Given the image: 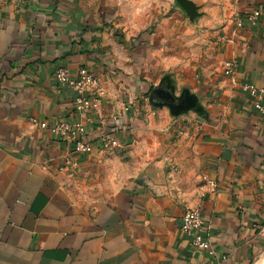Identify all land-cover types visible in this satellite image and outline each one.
Returning <instances> with one entry per match:
<instances>
[{"label":"crops","instance_id":"0c3cea01","mask_svg":"<svg viewBox=\"0 0 264 264\" xmlns=\"http://www.w3.org/2000/svg\"><path fill=\"white\" fill-rule=\"evenodd\" d=\"M231 3L217 48L232 110L183 133L192 144L169 145L164 121L141 128L153 111L103 65L117 44L100 6L0 1V264H264V117L240 90L264 85V0ZM253 10L257 24L235 30V16ZM58 66L95 74L103 91L87 155L39 127L78 119ZM105 133L122 155L100 151ZM186 207L200 209L204 251L180 229Z\"/></svg>","mask_w":264,"mask_h":264},{"label":"rangeland","instance_id":"374dc122","mask_svg":"<svg viewBox=\"0 0 264 264\" xmlns=\"http://www.w3.org/2000/svg\"><path fill=\"white\" fill-rule=\"evenodd\" d=\"M86 1L91 6H100L102 18L108 20L109 43L117 44L116 50L113 47L115 52L111 50L113 54L107 56L110 58L103 59V65L109 66V73L125 77L130 84L125 88L130 90L132 86L131 94L141 95L153 111L150 119L144 117L141 128H160L156 121L162 120L169 145H189L193 143V135L182 137L183 133L204 130L221 114L231 112L230 101L221 88L225 77L219 72L221 57L217 48L219 32L232 10L231 0H191L198 12L193 20L175 0ZM166 75L172 79L177 96L187 88L198 97L200 113L190 111L173 117L167 108L149 104L148 90ZM171 132H177L178 136ZM112 149L103 153L117 150ZM121 150L117 155L124 153ZM169 168L175 174L179 172L175 166Z\"/></svg>","mask_w":264,"mask_h":264},{"label":"built area","instance_id":"2783aa9c","mask_svg":"<svg viewBox=\"0 0 264 264\" xmlns=\"http://www.w3.org/2000/svg\"><path fill=\"white\" fill-rule=\"evenodd\" d=\"M259 15L260 10H253L244 18L236 15L234 18V29L240 30L245 25L250 27L255 26ZM232 71L233 63L231 61L225 62L223 73L229 75ZM54 80L57 85L74 93V112L78 119L74 122L63 120L52 126H48L45 122H42L39 124V127L47 129L53 136L69 142L74 154L78 156L87 155L92 151V144L84 138L86 135V123L91 124L90 115L93 111L98 110L103 94L99 79L84 68L77 70L74 75H71L66 67L58 66L54 72ZM240 90L249 98L252 110L264 117V85L257 86L251 83H243L240 86ZM118 146L119 143L112 133H105L100 137V151L104 152ZM64 164L76 167L77 161L71 157H66ZM203 223V218L198 207H186L184 209L180 229L183 234L192 237L191 245L199 251H204L207 247V243L203 239Z\"/></svg>","mask_w":264,"mask_h":264},{"label":"water","instance_id":"95a60500","mask_svg":"<svg viewBox=\"0 0 264 264\" xmlns=\"http://www.w3.org/2000/svg\"><path fill=\"white\" fill-rule=\"evenodd\" d=\"M190 20L198 15L197 7L191 0H175ZM149 104L154 108H167L170 115L178 117L190 111L200 113L198 97L187 88L181 90L177 96L172 79L164 76L149 94Z\"/></svg>","mask_w":264,"mask_h":264},{"label":"trees","instance_id":"16d2710c","mask_svg":"<svg viewBox=\"0 0 264 264\" xmlns=\"http://www.w3.org/2000/svg\"><path fill=\"white\" fill-rule=\"evenodd\" d=\"M151 90H152V88H150V89L148 90V93H150V92H151Z\"/></svg>","mask_w":264,"mask_h":264},{"label":"flooded vegetation","instance_id":"af4514ba","mask_svg":"<svg viewBox=\"0 0 264 264\" xmlns=\"http://www.w3.org/2000/svg\"><path fill=\"white\" fill-rule=\"evenodd\" d=\"M152 91V90H151Z\"/></svg>","mask_w":264,"mask_h":264}]
</instances>
